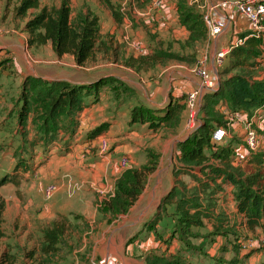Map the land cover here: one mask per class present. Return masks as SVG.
Returning <instances> with one entry per match:
<instances>
[{
    "label": "crops",
    "instance_id": "crops-1",
    "mask_svg": "<svg viewBox=\"0 0 264 264\" xmlns=\"http://www.w3.org/2000/svg\"><path fill=\"white\" fill-rule=\"evenodd\" d=\"M208 1L200 0V4H207ZM70 3L72 8L78 6L92 10L99 16L104 32L115 34L117 40L129 43L126 57L139 55L135 44L139 43V39L143 38L141 34L145 33L142 26L137 25L138 18L142 16L148 27L163 36L166 48L170 43L175 44L189 37L188 29L180 23L173 0H167L161 8L154 6V0L151 6L149 2L145 8H139V0H120L122 12L133 13L131 19L125 14L122 23L115 20L111 10L102 0H70ZM44 5L47 4L41 3V6ZM229 15L230 26L218 38L213 54L209 57L205 50L201 49L195 56L198 62L209 60V68L213 72L216 49L226 47L233 39L239 38L241 33L250 31L249 23L244 17L235 13ZM228 37H232L229 42ZM130 38H133L132 44ZM209 41L210 38L207 43ZM110 64L117 68L106 76L112 75L122 80L129 86L130 92L121 87L117 88V82L107 86L101 92L99 102L92 103L80 114L79 126L75 136L70 138L69 149L60 151L55 148L56 150L39 165L33 178H30L32 183H21L16 189L29 196L31 202L37 201L36 215L45 219L42 239L44 231L55 221H58V225H66L63 242L58 244L56 253L50 254L54 257L59 255L56 260L52 258V264H147L146 255L151 252L165 256L182 255L188 263H195L193 250L184 249L179 240L171 237L170 229L166 228L167 223H170L168 216L157 224L155 230L148 231L145 223L159 211L165 195L176 185L180 186L181 182L188 188L199 189L201 201L206 205L210 199L207 200L206 194L200 190L201 181L208 182L211 191L222 184V179L209 181L201 178L199 167L188 169V172H178L175 163L181 156L180 144L187 140L189 134L184 119L175 133L164 134L159 133V129H151L148 123L133 122L131 110L136 105L163 109L170 102L171 94L178 96L189 93L200 82V77L194 73V66L187 61L170 60L165 64L157 63L150 69L139 71L128 65L118 64L117 58L112 59ZM93 80L79 83H89ZM123 106L127 108L126 111ZM262 110L264 108H259L255 113ZM241 122L244 130V120L241 119ZM262 122L264 124V119ZM103 123H107V129L99 136L91 138L86 134ZM104 138L109 140L110 146L109 151L102 153L100 143ZM149 152L159 154V164L155 172L149 175L138 200L127 213L116 217L101 213L99 209L102 202L115 194L117 180L127 169L121 164L122 158L127 156L132 167H140L148 162ZM237 153L243 157L246 155L244 150ZM236 157L233 162L237 166ZM50 183H55L57 188L52 197L47 199L44 188ZM234 188L233 184H222L220 191L208 195L215 198L212 200V212L216 215L225 214L231 226H234L235 219H238L244 230L253 232L247 228L244 216L238 211ZM203 197H207L206 200ZM213 224L214 218L207 220L208 229H211ZM91 233H97L99 237L95 239L93 249L87 253L84 248L88 246L87 235ZM76 237L81 242L79 249H73L72 240H68ZM223 241V238H218L215 245H222ZM207 249L214 254L218 248L210 246ZM184 252H191L190 257ZM49 261L47 259L44 264H50Z\"/></svg>",
    "mask_w": 264,
    "mask_h": 264
},
{
    "label": "trees",
    "instance_id": "trees-1",
    "mask_svg": "<svg viewBox=\"0 0 264 264\" xmlns=\"http://www.w3.org/2000/svg\"><path fill=\"white\" fill-rule=\"evenodd\" d=\"M11 1L7 0L8 7ZM102 1L109 7L115 20L122 23L125 14L118 2L120 0ZM33 9L38 12L29 17ZM177 10L180 23L189 31L186 41L188 43L206 42L209 35L202 12L198 13L182 4H179ZM14 14L19 18L29 17L25 29L29 34L27 43L30 48L51 43L58 56L71 54L79 65L87 63L95 56L101 23L99 16L92 10L89 9L73 19L70 0H62L59 6H41V0H20L14 6ZM240 38L244 39V42L232 49L226 65L220 70V75L226 74L227 78L220 81L218 89L204 96L202 110L206 114L205 118L191 137L180 144L179 160L184 167H187L183 168V171L188 172V169L199 167L201 172L211 177L210 180L215 181L221 178L222 184H233L234 199L238 211L245 218V225L251 231L260 228L264 232V152L263 154L255 153L252 158H249L253 168L248 173L234 169L236 165L233 162L232 142L227 146H221L220 151L215 154L222 163H210L208 154V149L217 143L213 141V133L223 123V115L220 112L222 102L227 104L232 111L244 114L255 112L264 106V80L257 79L254 74V70L261 64L264 55V36L246 31L240 34ZM189 59L188 56L172 52V50H159L145 56H130L125 63L142 70L150 69L157 63H164L168 60L189 61ZM26 82L27 87L22 93L23 104L19 112V120L25 124L30 115L33 113L36 115L37 130L41 135L34 143L35 145L55 142L61 132L70 138L74 137L79 126L80 114L91 105L87 99L94 97L93 102L98 101L104 85H113L117 82V88L121 87L124 91L130 92L125 82L114 77H101L89 83H72L33 77ZM184 95L181 94L182 98L177 100L170 97V102L163 109L136 105L131 110V119L133 122L148 123L153 130L167 126L175 133L183 122V114L186 110L187 102ZM106 126L107 123H103L90 133L91 136H99ZM188 142H191V146L183 147ZM65 145V150H68L69 141ZM159 157V154L149 152L146 164L126 169L117 180L115 194L102 202L99 211L112 217L127 213L145 189L149 175L157 169ZM19 166H16L14 173L4 174L0 178V184L13 183L19 186L20 182L17 179ZM222 184L217 185L207 195H212L217 190L220 191ZM210 189L208 182L201 181L200 190L202 192ZM211 205L209 202L206 205L203 204L199 189H184L181 185H176L162 199L159 211L145 223V228L148 231L155 230L157 224L168 216L170 223H167L166 228L170 229L171 237L179 240L184 249L201 248L200 253L212 259L213 264H235L236 253L230 260H225L221 256L211 255L207 249L218 238H224L225 242L219 246V250H226L229 247L226 241L229 242L230 235L238 233L234 230V226L229 224L225 214L216 215L212 212ZM3 211L4 205L1 204L0 237L4 235ZM77 215L83 217L81 214ZM213 218V227L208 229L207 220L211 221ZM65 229V223L58 225V221H55L44 231L41 242L43 254L56 253L59 249L58 244L63 242ZM203 229L206 231H202ZM193 239H196L197 243H193ZM235 243L233 242L232 249L239 251L240 248ZM46 260L44 259L42 264ZM146 261L147 264H187L182 255L165 256L155 252L147 254ZM6 262L14 264L16 257L13 254H7Z\"/></svg>",
    "mask_w": 264,
    "mask_h": 264
},
{
    "label": "rangeland",
    "instance_id": "rangeland-1",
    "mask_svg": "<svg viewBox=\"0 0 264 264\" xmlns=\"http://www.w3.org/2000/svg\"><path fill=\"white\" fill-rule=\"evenodd\" d=\"M19 1L20 0H12L10 7H8L7 0H0V178L6 173H14L16 171V166L20 165L18 168L17 179L20 184H29L32 183L30 178H33L35 171L39 165L44 162V159H47L51 152L56 150L55 148L63 151L66 146L65 143L67 141L70 143V137L61 132L60 137L55 142L49 144H34L38 141L41 135L37 130L38 126L36 124L38 123L35 121L36 115L34 113L30 115L25 124L21 123L19 120V112L23 104L22 93L27 87L26 81L29 80V78L35 77L46 80H64L72 83H79L84 80L89 81L101 77L116 78L112 75L106 76L107 73L115 71L117 68L114 67L113 64H110V62L112 59L117 58L118 64L126 65L125 60L129 58L126 56L129 52L130 44L125 41L117 40L115 34L112 35L104 32L101 28L98 41L99 44L95 56L83 65H79L71 54L58 56L53 50L51 43L30 48L27 43L29 34L25 29V25L29 17L38 11L31 10L29 17L27 18L16 17L14 14V6L18 4ZM61 2L62 0H41L42 4H47L49 6H59ZM149 2L151 6L152 0H139L138 6L139 8H145L148 6ZM173 2H175V6L178 8L179 4H182L198 13L200 11L202 12V9L192 3L191 0H173ZM88 10L83 7L80 8L78 6H73V19H76ZM177 12L179 11L177 10ZM131 13L132 12L130 11L125 12L126 17L128 16L130 19L133 18V13ZM137 25L139 27L142 26V29L145 31L144 35L141 34L143 38L139 39V43L135 44L139 53L138 56L149 55L152 52L159 50H172V52L181 55L186 54L190 58L187 62L195 67L200 63L195 57L199 53V50L204 49L206 52L204 53L210 57L217 46V41L211 38L209 43H207V41L188 43L186 41L188 38H186L175 44L170 43V46L166 48L164 46L166 42L165 39H163V36L148 27L149 25L146 23L143 16L138 18ZM259 33L264 36V24L261 26ZM231 40L232 37H228V42ZM129 41L131 44L134 42L133 38H130ZM165 63H167V61L162 64ZM205 65L209 68V60L205 62ZM134 69L139 71L137 68ZM263 70L264 55L261 59V64L254 70L257 79L264 80ZM225 78H227L226 74L220 75L221 80ZM107 86L109 85L103 86L102 92ZM180 95L175 96L172 94L170 97L177 100L182 98ZM183 95L187 102L188 93H183ZM99 99L98 101L93 102L94 97H89L87 100L92 104L98 103ZM126 101H122V103H126ZM203 103L204 102L202 101L193 118L190 116L191 112L186 103V110L188 112L186 111L183 119L187 124V132L189 133L187 139L191 137L193 132L205 118L206 114L202 110ZM123 108L125 111L127 110L125 106H123ZM262 108H264V106H262ZM220 110L223 115V123L220 126L227 127L229 135L223 142L214 143L213 146L208 149V154L210 156L209 162L212 164L222 163L221 159L215 154L220 151L221 146H227L232 142L233 158L238 156V158L236 157L238 165L234 167V169H239V171L243 173H248L253 168V164L249 162V158H252L255 153L263 154L264 144H262V146L256 151L248 148L244 140V130L242 129L243 124L241 119H253V126L257 129L261 138L264 139V124L262 122L264 119V110L259 113H255L254 111L247 114L240 113L239 111L237 113L232 111L230 107L223 102L220 104ZM94 129H91L86 133L91 138L96 137L91 136L90 134ZM106 129L107 128L105 127V130ZM170 132H172V129L167 126L159 128V133L168 134ZM190 146L191 142H188V144L183 147ZM243 150L246 153L245 157L237 153L238 151ZM175 166L178 168L179 172H182L184 170L183 168H187L180 163L179 159L178 162L175 163ZM201 174V178L210 181V176H206L204 172ZM192 177L195 178L194 175ZM180 185L184 189L188 188L183 186V182H181ZM19 186L13 183H7L4 185L0 184V205H4V220L2 225L4 235L0 237V264H10L6 262L7 254H13L16 257V264H41L44 259H49V263L52 264V258L56 260L59 255L57 257L47 255L45 258L41 251V232L42 226L44 227L45 224V219L37 217L35 207L37 201L33 200V202H31L29 196L16 189ZM46 187L47 185L45 188ZM209 193L210 191L204 192L207 197V194ZM214 199V197L210 196V201L208 202L212 204V200ZM204 200L206 199L204 198ZM234 226V230L239 234L235 233L230 235L228 240L229 247L226 250H219L220 243L215 245L217 241L212 243L211 246H214L215 249L218 248L217 252L214 254L221 256V258L225 260H230L236 253L235 264H264L263 230L260 228L253 232H250L247 229L244 230L242 228V223H240L238 219H235ZM202 231H206V229H203ZM97 237H99L97 233L87 235L86 242L88 246L84 248L85 252L87 250L88 253L89 250L93 249ZM68 240H72L73 249H79L81 247L79 238H69ZM192 241L193 243H197L196 239H193ZM223 242H225V240ZM233 242H236V246L240 248L239 251H234L232 249ZM226 243L228 244L227 241ZM98 245L99 244H97V246ZM199 252H201V248L193 250L192 252V257L194 258L193 260L195 263H188L186 260L185 262L187 264H213L212 259ZM184 253L187 257H190L189 255L191 252ZM211 255L213 254L211 253Z\"/></svg>",
    "mask_w": 264,
    "mask_h": 264
},
{
    "label": "built area",
    "instance_id": "built-area-1",
    "mask_svg": "<svg viewBox=\"0 0 264 264\" xmlns=\"http://www.w3.org/2000/svg\"><path fill=\"white\" fill-rule=\"evenodd\" d=\"M167 0H154V6L161 8L165 5ZM192 3L202 9V14L208 28L209 38L218 40L230 26L231 17L229 13H235L244 17L250 27V31L255 34H260L259 30L264 24V0H209L207 4H200V0H191ZM244 42L242 38H235L230 44L221 49H216L214 53L215 72L211 71L205 65L206 59L200 61L194 67V73L200 77V82L188 93L187 106L191 112L190 116L193 118L195 112L201 105L204 96L220 86V70L226 65L228 56L232 49ZM219 74H218V73ZM228 129L225 126H219L213 133L214 142H223L228 137ZM244 140L253 151L264 144V139L257 129L253 126V119L244 120ZM109 140L104 138L100 143V150L102 153L109 150ZM122 166L128 168L132 167L129 157L125 156L121 160ZM57 188L56 184L50 183L44 189L47 199H50Z\"/></svg>",
    "mask_w": 264,
    "mask_h": 264
}]
</instances>
